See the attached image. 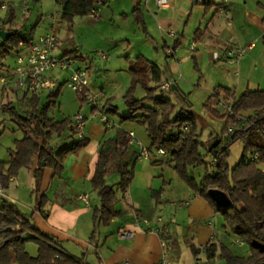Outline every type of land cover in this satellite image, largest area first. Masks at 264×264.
I'll return each instance as SVG.
<instances>
[{
  "label": "crops",
  "instance_id": "0c3cea01",
  "mask_svg": "<svg viewBox=\"0 0 264 264\" xmlns=\"http://www.w3.org/2000/svg\"><path fill=\"white\" fill-rule=\"evenodd\" d=\"M139 1L142 5L144 19L148 29V34H146V36L152 39L153 42L156 38H159L162 42L160 48L166 54L168 51L167 47L169 46L172 47V50L175 49L177 56L180 50H183L180 49V46H182V37L185 36L187 28H191V32L193 31L191 37L195 43L194 46H196V49L195 51L192 50V53L198 65L212 64L214 61L212 59L213 51H219L223 56V52L226 48L248 47L253 43L254 45L246 50L247 53L249 52V55L246 56L247 59L245 53L244 57L234 65L243 64V62H245V68L248 69L246 71H249L244 92L251 91L249 90L251 86L257 87L252 90L264 89V0H169L171 5L167 8L158 7L156 0H137L130 10V15L125 12L121 13V18L124 21L130 20V17L134 18V16H132V10ZM11 3L12 5H18L17 1ZM244 4L246 7H243ZM99 6L102 11V5L99 4ZM55 7V11H58V7L61 6L55 4ZM7 9H5V11H7ZM59 12H61V9ZM102 17L101 14L97 21H101ZM39 20L34 30V35L36 37L39 36V34H37V29L43 23L42 19ZM61 21L58 31L57 46L59 49L61 47L63 50L62 55L70 56V54L74 52V56L72 55L71 57L74 63H78V65H73L74 68L85 67L89 70V73L94 70L96 76L100 77L104 72L101 71L100 67L97 65L95 66V60L97 59L94 56L96 55L100 60L107 61L110 55L106 53L107 58H102L99 52L101 51L100 49L103 48L96 47L94 48V52L97 50L98 52L95 53V55L87 56L82 52H78L79 50L77 47H74L75 45L70 46L67 45V43L60 44L61 39L59 33L63 23H67L63 19ZM136 23L139 26L137 21ZM151 23L154 26L155 33L151 32ZM49 24L50 21L48 20L43 33L46 32ZM171 28H175L176 30L177 35L175 38L169 35V30ZM124 30H126V28ZM177 39H180V44L175 47L174 44ZM126 41H128L127 38ZM73 42L74 41H72V43ZM173 42L174 44L171 45ZM182 53L190 57L189 53L187 54L185 51H182L181 54ZM139 55L145 56L161 69V84L171 82L172 87L179 88L181 86L180 79L183 75L181 72L177 74L176 64L177 68L180 69L179 65L182 64V59L180 60L181 62L177 60L173 66L169 64V61L173 62L171 59L174 58L171 57V59H167L166 57L168 63L166 69H163V67L159 65V63L153 61L148 54L143 52ZM183 58L187 60V57ZM127 59L128 58L121 59L124 61H122L123 63H120V65L123 67L126 65V67H128L129 64ZM100 63L102 64V61H100ZM110 65H105L104 68ZM112 70L113 69H109L107 71ZM64 73L66 74L64 75ZM69 73V70H56L49 73V76L54 78L58 85L55 88H51L52 91L47 95L45 102L48 100V96L55 92L60 84H62V88L64 85H67ZM61 74H63V77L65 76L64 81H60ZM235 75H238V72H235ZM110 80L111 79H104L102 81L92 80L89 83V88L91 90L101 91L102 99L98 106L100 109H107L110 105L119 109V107L115 105V100L112 101L115 95L111 94L110 91H115L124 87V85L127 86V90L130 85V82L126 84L124 81ZM151 85H154V82ZM239 85H242L241 82H235L234 85L231 86L228 83L224 85L219 84L214 86L213 89L217 86H222L231 89L239 96L240 94H237ZM2 92L5 93V89ZM42 93H44V90L37 94L40 95L43 100ZM16 94H18V92H16ZM31 95L32 93L23 90V102L27 101L29 104V97ZM58 99L59 97L56 99V103ZM109 100L110 103L108 102ZM45 102L42 101V104ZM215 103L214 107L220 113ZM147 104L151 103L147 102ZM84 106L85 105L81 103L75 115L79 111L84 110L82 112L89 118L85 134L86 137L90 138L89 145L79 156L69 155L65 162L64 171L61 174L55 175L53 174L52 168L45 167L38 190L36 189L34 176V171L38 166V157L35 156L33 163L29 167L22 168L16 177L11 178L8 188H5L4 195L0 196V207L4 199L17 204L32 222L56 239L59 247L64 252L82 259L84 264H123L126 261H128L129 264H164L162 255L165 248L162 245L161 237L155 232H146L147 226L143 224H141V226H136L134 217L137 214L149 219L152 225H157L154 221L157 215H164L163 218L168 223V233L166 236L167 245H172L177 254H179L178 247L181 236L190 247L194 245L202 251H204V247L207 243L216 242L220 232L218 229L219 223L214 219L216 218V213L209 202L184 183L177 181L173 182V178H171L172 182L170 181V186L167 189L164 185L167 179L165 171H163L162 174H158L156 171L158 167L164 169V166L166 168L167 166H173L172 157L167 151L165 154H158L156 151L149 159L136 158V162L133 165V179L129 188L125 191H121L117 186L121 180V176L116 167L117 163L111 162L109 164L106 182L108 185H112L118 190V199L116 202L118 213L108 224L100 223L94 239L92 238L95 227L93 210L95 207L100 206L101 201L98 196V191L92 187L91 178L95 171L102 144L108 138L115 136L117 129H123L127 137L128 132L133 131L136 138L146 147L150 146L151 140L148 136L146 126L143 124L139 122L121 123V119L114 116V118L111 119L112 121L110 120L112 125L107 127L99 118L101 114L100 111L98 116H93L94 112H97L98 109L89 107L90 110L88 111ZM191 111L196 117L197 133L200 135V130L202 129L200 127L201 122L193 109ZM253 112L255 114L257 111H242V113L246 114H253ZM128 113L129 109L121 114ZM49 114L51 116V110ZM212 115L215 116L214 114ZM211 135L213 136L212 139L217 138L218 140L221 137V135H215L209 132L208 139L205 141L207 147H210L212 143ZM78 138L77 135L72 136L70 132L66 131L61 135L55 134L51 141V145L58 149L64 145L72 144V142ZM226 138L225 136L223 139L225 140ZM130 146L138 152L139 148L137 145ZM206 156H208L206 160L208 165L214 167L215 159L207 152ZM9 159L10 154L6 160L2 161L7 162ZM191 170L190 173L195 178ZM111 172H113L112 175ZM110 175L113 179L112 184L108 183ZM12 184L15 185V188L10 187ZM160 189H163V191L159 202L157 198L154 197L155 195L153 193ZM26 190L27 195L29 194L30 197L29 201L23 199L24 195L22 197V193ZM41 195H44L45 198H41ZM81 195L88 196L89 205H87L85 201L79 199ZM24 201L29 204H26ZM184 201H189V205H182L181 203ZM122 231H129L132 235L121 236L119 234ZM26 236H29V234H25V237ZM233 245L242 248L245 246V243L239 244L236 240L233 242ZM167 249L169 252L168 260L171 263L170 249L169 247ZM25 250L30 257L36 258L39 255V246L35 242L27 241L25 243ZM234 254L243 258L249 256L237 253ZM92 256H95V259H92ZM194 257L196 260H200L198 256L194 255ZM12 258L10 264H19L14 251H12Z\"/></svg>",
  "mask_w": 264,
  "mask_h": 264
},
{
  "label": "trees",
  "instance_id": "16d2710c",
  "mask_svg": "<svg viewBox=\"0 0 264 264\" xmlns=\"http://www.w3.org/2000/svg\"><path fill=\"white\" fill-rule=\"evenodd\" d=\"M105 3L106 0H62L61 18L68 24H72L76 17L87 16L92 8ZM16 7L21 8L19 4L10 3L6 11L8 19L3 21L0 17V22L13 23L16 18ZM28 12L24 14L26 17L18 28L2 26L1 29L11 31L12 34L7 41H0V66H5L4 58L13 54L23 37L34 35L37 25L28 27L30 19ZM132 16L143 32L148 34L140 1L135 4ZM179 40H176L175 47L180 44ZM127 60L132 79L130 87L124 94V100L129 113L121 114L117 107L111 105L107 109L99 107L93 109H98L102 114L117 116L121 119V123L139 122L146 126L151 140L148 147L151 156L160 148L166 149L172 157L173 168L178 177L204 197L214 211L222 212L232 232L250 246L248 258H243L235 255L222 243L209 242L204 247L209 261L215 259L221 248L220 256L225 257L228 264H263L264 89L246 91L239 96L231 89L222 86L213 89L205 107L215 116L224 119L225 124L221 137L207 147V143L201 140L197 133V121L188 103V95L182 93L178 87L162 90V71L145 56L138 55L134 59ZM153 82L154 85H151ZM139 85L143 86L147 92L142 98L136 97ZM61 86L62 84L48 96L44 104L40 95L32 93L29 97V109L23 112L12 102L3 105L4 110L9 112L23 134L22 138L15 140V148L9 149V161H0V185L4 188H8L11 178L16 177L22 168L29 167L37 156L38 166L34 176L38 190L45 167L52 168L53 174L59 175L64 171L69 155L79 156L89 145L90 138L86 135L58 149L51 145L55 134L61 135L68 131L72 136H76L73 118L66 117L57 121L49 114L61 94ZM221 93H225L235 101V113L256 110L257 112L251 115L255 125L249 124L237 133H229L228 128L234 122L233 119L222 115L214 107L216 98ZM173 97H176L179 103L175 102ZM108 102L110 103V100ZM225 136L227 138L224 140ZM238 140H245L246 144L240 160L231 168L229 164L231 147ZM203 150L216 160L214 167L208 165ZM251 153L256 154L257 158L251 159ZM136 158L137 151L130 146L129 138L123 129H117L115 136L108 138L102 144L91 178L92 187L98 191L101 201L100 206L93 210L95 226L93 239L98 225L108 224L118 213L116 209L118 190L106 182L109 164L117 163V171L121 176L117 186L121 191H125L133 179V165ZM201 165H205L206 173L200 182H197L190 170ZM211 189L224 191L231 199V204L227 207L217 205L211 196ZM162 191L163 189H160L153 193L159 202ZM41 198L45 196L41 195ZM25 234L29 236L25 237ZM27 241L35 242L39 246L38 257L28 255L25 250ZM191 250L195 256H199L202 252L194 245H191ZM12 251L15 252L19 264H84L82 259L64 252L56 239L32 222L17 204L4 199L0 207V264L12 262Z\"/></svg>",
  "mask_w": 264,
  "mask_h": 264
},
{
  "label": "rangeland",
  "instance_id": "374dc122",
  "mask_svg": "<svg viewBox=\"0 0 264 264\" xmlns=\"http://www.w3.org/2000/svg\"><path fill=\"white\" fill-rule=\"evenodd\" d=\"M135 1L137 0H106L105 4H101L102 11L100 15L102 14L103 16L101 21H97L98 19H94L87 15L76 17L74 23L70 25H68L67 23H63L62 29L59 33V37L61 39L60 44L67 43V45L70 46L75 45L74 47L78 48V52H82L87 56L95 55V53L98 52V50L94 52V48L96 47L103 48L100 50L110 55V58L107 61L100 60L99 57H97L96 55L94 56L97 59L95 60V66L97 65L98 67H100L101 71L104 73H102L100 77H97L94 70L90 71V82L92 80L102 81L104 79H111L119 80L120 82L124 81V83L126 82V84H129L130 82L131 84L132 77L129 72V66L126 67V65H124L123 67L122 65H120V63H123L122 61H124L121 59H134L143 52L148 54L153 61L159 63V65H161L163 69H166L168 63L166 57L167 59H171V56L168 55V53H164L160 48L162 45L161 40L159 38H156L153 42L152 39L148 38L143 32V30L140 28V26L137 25L133 17H130V20L128 21H124L121 18L122 12H125L127 14L130 13V10L134 5ZM27 4L29 9L31 10H29L28 12L30 18L28 27L31 28L32 26H34L38 21H40L39 19H42L43 21V23L37 29V34L40 35L44 32L46 23H48V19H46V17L55 13V1L28 0ZM243 7H246V5L244 4ZM16 9L17 11L15 21L13 23L7 24H3L0 22V29L2 28V26L12 29L18 28L20 26L26 16H24V14L22 13L21 8L19 9L18 7H16ZM60 9L61 7H58V11H60ZM0 17L3 19V21H6L8 19V15H6L5 9L0 11ZM125 28L126 30H124ZM150 29L151 32L155 33L154 26L152 25V23L150 25ZM192 32L191 28L186 29L185 36L182 37V46H180V49L183 50H180V53L177 56L175 49H173L175 58L171 60L174 63L169 61V64L174 66L177 60L181 62L180 60L182 59V64L179 65L180 69L177 68L176 64L177 74L181 72L183 75L180 79L181 86L179 87V89L182 91V93L188 95V103L191 105L193 111L201 122L200 127L202 129L200 130V139L206 141L208 139L209 132H212L215 135H221L222 128L224 126V120L213 116L210 111H208V109L205 107L206 100L209 94L212 92L213 87L219 84L224 85L226 83L230 84L231 86L234 85L235 82H241L242 85H239L237 88V94H241L245 90V85L247 84V75L249 71H246L248 69L245 68V62H243V64L231 65L225 60H221L218 62L213 61V63L210 65H198L196 58H194V54L192 53V50L195 51L196 49V46H194L195 43L191 37L193 35ZM126 38L128 41H126ZM72 41L74 42L72 43ZM173 44L174 42L171 45ZM170 48L172 49V47ZM182 51H185L187 54L189 53L190 57H188L187 55H183V53L181 54ZM62 52L63 50L61 49V47L59 49V47L57 46V48L55 49V54L60 56L62 55ZM72 55L74 56V52H72L69 57H71ZM248 55L249 52H246L245 57ZM183 57H187V60ZM100 61H102V64L100 63ZM3 63L5 64V66H0V161L6 160L9 157V149L14 148L15 140L20 139L23 136L21 130L18 129L17 124H15L12 120V117L9 112L4 110L3 105L12 102L13 105L16 106L22 112L29 109L28 102H23L22 100L23 90L16 86L15 77H13V75L9 76V74H13V69L16 66V59L14 54L6 56L3 60ZM75 64L78 65V63H73V65ZM105 65L110 66L104 68ZM109 69L113 70L107 71ZM235 72H238V75H235ZM65 74L66 73H64V75ZM2 77H6L8 79L6 83L2 81ZM62 77L63 74H61L60 81H64L65 76L63 78ZM125 86L126 85L115 91H110L111 94L115 95V98H111H113L112 101L115 100V105L119 107L120 113H125L128 109L124 100V94L128 90H126L127 86ZM254 88L257 87L251 86L249 90H252ZM4 89L5 93L2 92ZM16 91L18 92V94H16ZM51 91V88L44 89V93H42L43 102H45L47 95ZM93 92H99L101 94V91L99 90H94ZM146 94L147 92L143 88V86L139 85L136 90V97L142 98ZM173 100L179 103L176 97H173ZM81 103L84 104L80 101L76 92L73 91L68 85H64L56 105L51 109V116L55 120H62L66 117L74 118V115L77 112L78 107L79 105H81ZM84 105V107L89 111V107L91 106L87 104ZM97 112L100 113L99 111ZM243 114L249 117L251 115H254V112L253 114ZM107 116L110 118V120L114 118V115L111 114H108ZM111 121L109 123H111ZM216 140L217 138L212 139L211 142L214 143L216 142ZM245 144V140H238L232 145L231 155L229 157V164L231 168H233L240 160L244 152ZM203 153L205 154V160H207L208 156H206V151L203 150ZM156 171L158 172V174H162V172L165 171L167 179L164 185L167 189L170 186V181L172 180L171 178H173V182L177 181L187 185L178 177L173 166H167V168L164 166V169L158 167ZM191 171L195 175L196 181L200 182L201 178L206 173V167L205 165H201L193 168ZM112 173L113 172H111V175ZM111 175L108 178L109 184H112L113 181ZM10 187L15 188V185L12 184ZM22 197L24 200L29 201L30 197L29 194L27 195V190L22 193ZM25 203L29 204L27 202ZM215 213L216 218L214 219H216V221L219 223L218 229L220 231L216 242L222 243L233 253L244 254L245 256L249 255V244L245 243V246L242 248L234 246L233 242L240 239V237L234 234L229 228V226L226 224V220L222 212L215 211ZM168 247L170 249V258L172 261L171 264H228L227 259L225 257L220 256L221 248H219L217 256L212 261L208 260L205 251H202L200 253V255L198 256L200 260L197 261L192 253L190 245L186 243L182 236L179 239V254L174 251L172 245L169 244ZM92 259H95V256H92Z\"/></svg>",
  "mask_w": 264,
  "mask_h": 264
},
{
  "label": "built area",
  "instance_id": "2783aa9c",
  "mask_svg": "<svg viewBox=\"0 0 264 264\" xmlns=\"http://www.w3.org/2000/svg\"><path fill=\"white\" fill-rule=\"evenodd\" d=\"M17 1L21 6L23 14L28 12V0H1L2 9H7L11 2ZM56 5L61 6L62 0H54ZM228 1V0H224ZM156 4L160 8H167L171 5L169 0H156ZM223 10V9H222ZM101 7L98 5L90 10L89 16L98 19L100 17ZM47 19L50 21L49 27L45 33L40 34L38 37L35 35H27L22 38L19 42L18 47L13 52L16 59V66L13 69V77L16 79V86L26 92L30 93H39L40 91L47 88H55L58 83L54 78L49 76V73L56 70H69V77L67 85L76 92L78 98L84 104H87L91 107H98L101 101L102 95L99 92H93L89 88V70L85 67H73V58L66 55H56L55 49L58 45V31L61 25V12L55 11L54 14L48 15ZM169 35L171 37H176V30L171 28L169 30ZM254 44L252 43L248 47H229L224 50V54L219 51L212 52V59L214 61L224 60L234 65L238 63L245 55L246 50L251 48ZM168 54L171 57H174L173 50L169 47ZM102 58H107V54L99 52ZM6 77H2L4 83L7 82ZM171 82H166L161 85L162 90L170 89ZM216 106L220 110L222 115L230 117L233 119V123L229 126V133H237L241 129L249 124L255 125L251 116L247 117L242 112L235 113L234 104L235 101L231 99L224 93H221L216 98ZM99 111V110H97ZM98 112H94V117L98 116ZM100 119L107 126H110V118L106 114H100ZM89 118L84 115L82 111H79L74 118V127L76 135L80 138L84 137L86 134V126L88 124ZM128 138L130 145H137L139 150L137 152V158L139 159H149L151 154L148 147L144 146L135 136L133 131L128 132ZM158 154H165L166 150L160 148L157 151ZM251 159L257 158L256 154L250 155ZM216 163V160H215ZM5 188L0 185V196L4 195ZM79 199L86 202L89 205V200L87 195H81ZM189 201H184L182 205H189ZM157 225H152L151 221L147 218H144L140 215H135L134 223L136 226H141V224L147 226L146 232H155L161 237L162 245L165 248V251L162 255V261L164 264H171L168 260V245L166 236L168 233V223L164 220L163 216L157 215L154 219ZM121 236H130L132 233L129 231L120 232ZM237 243L243 244L241 239L237 240ZM198 261V260H197ZM123 264H129L128 261ZM264 264V263H263Z\"/></svg>",
  "mask_w": 264,
  "mask_h": 264
},
{
  "label": "water",
  "instance_id": "95a60500",
  "mask_svg": "<svg viewBox=\"0 0 264 264\" xmlns=\"http://www.w3.org/2000/svg\"><path fill=\"white\" fill-rule=\"evenodd\" d=\"M11 34V31H8L6 29H0V38L2 41H7ZM210 193L217 205L221 207H227L231 204V199L224 191L218 189H211Z\"/></svg>",
  "mask_w": 264,
  "mask_h": 264
}]
</instances>
